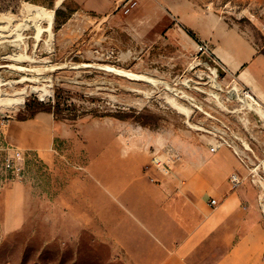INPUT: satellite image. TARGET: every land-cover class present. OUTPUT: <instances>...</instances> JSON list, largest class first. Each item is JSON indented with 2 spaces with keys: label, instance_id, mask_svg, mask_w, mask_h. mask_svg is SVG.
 <instances>
[{
  "label": "rangeland",
  "instance_id": "374dc122",
  "mask_svg": "<svg viewBox=\"0 0 264 264\" xmlns=\"http://www.w3.org/2000/svg\"><path fill=\"white\" fill-rule=\"evenodd\" d=\"M217 8L264 50V4L218 0ZM238 88L152 0L105 16L72 0H0V118L32 117L37 104L55 111L52 156L19 148L22 179L1 180L0 169V264H121L96 235L79 234L87 205L74 186L94 181L88 159L116 141L136 149L143 166L160 156L157 171L175 178L184 143L208 147L210 135L197 129L215 124L207 113L238 137L264 223V116L256 111L264 107L241 101Z\"/></svg>",
  "mask_w": 264,
  "mask_h": 264
},
{
  "label": "crops",
  "instance_id": "0c3cea01",
  "mask_svg": "<svg viewBox=\"0 0 264 264\" xmlns=\"http://www.w3.org/2000/svg\"><path fill=\"white\" fill-rule=\"evenodd\" d=\"M72 1L86 13L105 16L116 11L120 0ZM152 1L178 27L207 41L224 77L248 88L264 107V50L239 22L219 13L218 0ZM244 2L247 8L264 4ZM7 126L0 133V150L5 143L42 158L52 156V113L39 111ZM179 152L182 160L173 178L161 175L149 158L141 165L134 148L122 151L116 141L111 148L99 147L85 168L94 181L82 179L74 186L75 197L87 205L79 234L96 235L121 264H264V223L246 167L227 147L210 153L188 142ZM235 171L244 179L232 188L228 178ZM50 235L56 237V229Z\"/></svg>",
  "mask_w": 264,
  "mask_h": 264
},
{
  "label": "built area",
  "instance_id": "2783aa9c",
  "mask_svg": "<svg viewBox=\"0 0 264 264\" xmlns=\"http://www.w3.org/2000/svg\"><path fill=\"white\" fill-rule=\"evenodd\" d=\"M135 4H136V0H120L116 6V11L120 9L124 13H127L130 10V8H132ZM195 45L197 50L200 51L202 54H204L208 58V60L215 62L221 67L220 63L212 55L211 49L207 41L195 39ZM216 69L217 68H215V70ZM237 90L238 93L236 94V96L239 97L241 101L243 100L245 102H251L253 105L260 106L256 98L248 88L240 87ZM207 114L210 118H212L215 121V124L211 125L210 127H205L203 125L197 126L198 127L197 129L203 130L208 135H210V140L208 142L209 152L214 153L222 147H227L238 157L240 162L246 166L247 164L240 156L239 150L237 146H235L234 144V139H238V137L234 134L233 129L231 128L229 123H227L223 119L215 118L214 116L211 115V113H207ZM9 121L10 119L8 116H4L0 118V133L2 128L6 127L9 124ZM243 147L245 146L243 145ZM1 151H2V157L0 161V169L2 171L1 180H9V181L21 180L24 173L23 152L17 147L5 143L1 146ZM162 163L163 161L160 156L157 155L152 156L150 164L153 167H156L158 170H160ZM243 179L244 178L237 171L232 172L228 178L232 188H236L240 186L243 182ZM209 203L211 205H214L216 204V200L210 199Z\"/></svg>",
  "mask_w": 264,
  "mask_h": 264
},
{
  "label": "trees",
  "instance_id": "16d2710c",
  "mask_svg": "<svg viewBox=\"0 0 264 264\" xmlns=\"http://www.w3.org/2000/svg\"><path fill=\"white\" fill-rule=\"evenodd\" d=\"M188 34L190 36L194 37L190 31H188ZM34 109H35V111H38V112L39 111H46V112H51L53 114L55 112L53 108H51L50 106L45 107L43 104H37V105H35V108ZM29 117H31V116H28V118ZM16 118L19 119V120L27 119V117L26 118H24V117L20 118L18 116Z\"/></svg>",
  "mask_w": 264,
  "mask_h": 264
},
{
  "label": "bare ground",
  "instance_id": "6f19581e",
  "mask_svg": "<svg viewBox=\"0 0 264 264\" xmlns=\"http://www.w3.org/2000/svg\"><path fill=\"white\" fill-rule=\"evenodd\" d=\"M215 73V72H214ZM125 75H127V76H133V77H138V75H135V74H132V73H129V72H126V73H124ZM141 76V75H140ZM142 77H145V76H142ZM140 78V77H139ZM135 79V78H134ZM13 81V80H12ZM146 81H149V80H146ZM14 82V81H13ZM19 82H20V80H19ZM18 82V83H19ZM23 82V81H22ZM256 111L257 112H259L262 116H264V109H262V108H256Z\"/></svg>",
  "mask_w": 264,
  "mask_h": 264
}]
</instances>
